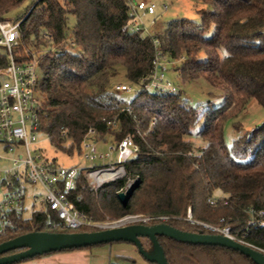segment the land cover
Listing matches in <instances>:
<instances>
[{
    "label": "trees",
    "instance_id": "16d2710c",
    "mask_svg": "<svg viewBox=\"0 0 264 264\" xmlns=\"http://www.w3.org/2000/svg\"><path fill=\"white\" fill-rule=\"evenodd\" d=\"M27 1L30 4L13 19L22 20V43L14 56L22 63L31 52L39 53L40 130L59 149L69 142L70 153L80 150L90 128L105 140L131 134L139 144L125 164V178L95 191L81 172L78 209L94 219L139 212L168 216L172 226L199 233L211 232L179 218L188 207L196 220L219 223L225 218L233 229L248 225L264 209V123L238 136L232 146L224 139L226 118L239 114L251 99L264 106V0H201L208 7L199 9L200 22L177 18L155 37L123 29L129 19L128 0H0V19H9ZM157 50L182 60L178 71L184 83L203 78L219 88L222 104L200 112L180 88L173 93L142 89L127 103L111 89L121 65L129 81L143 86ZM6 62L0 58V65ZM199 123L197 133L204 144L195 147L190 137ZM130 177L139 178L141 184L123 206L118 192ZM215 192L220 193L218 198ZM156 223L160 221L147 222ZM93 230L97 228L53 230L47 214L39 212L0 243L33 231ZM158 238L170 264H257L233 248ZM248 240L264 248V228L253 227ZM142 241L150 251L152 242L147 237Z\"/></svg>",
    "mask_w": 264,
    "mask_h": 264
},
{
    "label": "built area",
    "instance_id": "2783aa9c",
    "mask_svg": "<svg viewBox=\"0 0 264 264\" xmlns=\"http://www.w3.org/2000/svg\"><path fill=\"white\" fill-rule=\"evenodd\" d=\"M156 4L147 0H128L129 19L123 29L129 32H139L142 36L155 35L146 25L145 16L156 13ZM24 19V18H23ZM21 22L13 19H0V58L6 59V64L0 65V144L12 156L11 165L0 168V238L16 232L20 223L30 219L34 213H46L49 227L53 230H79L83 228H105L98 224L84 211L77 208L75 200L79 179L82 171L95 189L127 176L125 164L139 150V144L133 135L129 134L120 140H113L110 151L117 153L116 162L102 166L82 167L78 165L65 166L54 158L44 155L38 146V133L41 125L43 97L40 91L39 53L31 52L30 59L17 63L14 52L22 43ZM155 45L160 42L154 39ZM167 55L157 50L153 60V69L147 82L136 87L125 83H116L115 91H135L142 89L160 93L177 92L178 86L167 80L165 59ZM131 112V106L126 105ZM63 135L67 128L61 127ZM140 134V130H138ZM99 133L90 128L84 135L78 151L86 160L105 159L110 152L101 153L97 147ZM65 153L73 154L68 151ZM134 181V180H133ZM128 178L124 190L133 182ZM212 204L214 199H210ZM133 218V217H132ZM167 222L168 216H156L142 219L147 223L151 220ZM187 220L197 223L211 233L223 234L232 239L264 252L248 240V235L254 228H264V209L256 212L249 224L233 229L225 218L219 225L193 218L189 208Z\"/></svg>",
    "mask_w": 264,
    "mask_h": 264
},
{
    "label": "rangeland",
    "instance_id": "374dc122",
    "mask_svg": "<svg viewBox=\"0 0 264 264\" xmlns=\"http://www.w3.org/2000/svg\"><path fill=\"white\" fill-rule=\"evenodd\" d=\"M150 2H154L156 4V13L154 15H146L145 22L146 25L150 28L151 32L154 35L162 34L165 30V27L168 23L177 18H189L191 20L200 22L201 16L199 13V9L208 7V5L201 0H147ZM30 4V1H27L25 4L20 6L19 8L13 10L9 14V19H14L18 17V13L23 11L27 5ZM31 8L27 11V14L30 12ZM75 23V19L73 16L69 18V27L72 28ZM211 32H209L210 34ZM3 49L0 47V52ZM165 59V65L167 67L166 77L167 80L171 81L173 84L177 85L178 88L182 90L183 96L188 100L189 104L196 107L200 112L206 109L209 106H218L222 104L223 97L222 92L219 88L211 86L205 79L199 78L195 81L183 82L181 75L178 71L179 66L182 64L181 59H173L170 58L168 54ZM120 72L117 76H115L113 80V85L111 89L120 97L125 99L127 103H129L135 96V91H115L114 85L116 83H125L130 86L136 87V84L129 81L126 77V68L124 66H119ZM110 88V86H109ZM202 123V122H201ZM264 123V106L261 105L256 99H251L248 103L247 107L242 110L239 114L230 116L226 118L224 121V139L225 143L228 146H232L234 140L242 135L243 133L255 128L256 126ZM235 124H240V127L237 128ZM201 128V124L199 123L195 128V133L190 138L194 142L195 147H201L204 144V141L201 139L200 135L197 133ZM106 142H99L97 147L99 151L102 153L110 152V156L105 159H96L94 161L86 160L84 157L78 152L74 151L73 154L65 153V151H69V146L67 145L69 142L64 143V147L61 149L57 148L54 144L51 143L50 138L44 132L40 131L38 133V146L42 149L44 155L49 158H54L56 162L65 166L78 165L82 167H93V166H102L109 164L111 162H116L117 153L115 151L111 152L109 147L112 145L113 140L116 138L114 136H107ZM100 139H102L100 137ZM70 152V151H69ZM72 153V152H71ZM12 155L7 152L4 147L0 144V168L9 167L11 165L10 157ZM131 178V177H130ZM137 179L132 178V181ZM89 181V180H88ZM91 185V183L89 182ZM92 186V185H91ZM104 186V185H103ZM94 188V186H92ZM100 188L95 189L98 191ZM121 191H125L122 189ZM215 197H219L220 193L215 192ZM184 216L179 217L182 220H187L188 211ZM192 209V208H191ZM193 216V213H192ZM133 217V218H132ZM152 216L146 215L144 213H129L123 215L121 217H113L110 214H106L103 219H94L100 225L106 227L117 225V224H129V223H145L142 219L149 218ZM126 218V219H125ZM194 218V217H193ZM200 221V220H199ZM204 222V221H203ZM209 223V222H207ZM219 223H209L212 225H219ZM102 229V228H97ZM145 241V240H143ZM120 246H127L128 248L134 246L132 243L128 242H114L112 244L102 245L100 247L110 248L114 247L119 248ZM97 248V246H95ZM93 247V248H95ZM99 247V246H98ZM138 251V249H137ZM139 256L141 255L139 251L136 253ZM47 254L35 256L33 258H28L16 262L14 264H37L36 260ZM148 264H151L148 262Z\"/></svg>",
    "mask_w": 264,
    "mask_h": 264
},
{
    "label": "water",
    "instance_id": "95a60500",
    "mask_svg": "<svg viewBox=\"0 0 264 264\" xmlns=\"http://www.w3.org/2000/svg\"><path fill=\"white\" fill-rule=\"evenodd\" d=\"M140 184L141 180L137 178L125 191L118 192V199L123 206L128 205ZM158 236H167L191 244L220 245L233 248L251 257L257 264H264V252L238 242L227 235L185 231L167 222L152 225L147 223H119L93 231L28 232L0 243V264H14L24 259L65 249L82 248L119 241L134 244L141 256L148 262L170 264ZM144 237H147L152 242V249L150 251H147L143 246L142 238ZM17 249L22 250L8 253Z\"/></svg>",
    "mask_w": 264,
    "mask_h": 264
},
{
    "label": "crops",
    "instance_id": "0c3cea01",
    "mask_svg": "<svg viewBox=\"0 0 264 264\" xmlns=\"http://www.w3.org/2000/svg\"><path fill=\"white\" fill-rule=\"evenodd\" d=\"M137 248L120 246L119 248H83L62 250L39 257L37 264H148V261L136 254ZM129 259H133L134 262Z\"/></svg>",
    "mask_w": 264,
    "mask_h": 264
},
{
    "label": "bare ground",
    "instance_id": "6f19581e",
    "mask_svg": "<svg viewBox=\"0 0 264 264\" xmlns=\"http://www.w3.org/2000/svg\"><path fill=\"white\" fill-rule=\"evenodd\" d=\"M126 219V218H125Z\"/></svg>",
    "mask_w": 264,
    "mask_h": 264
}]
</instances>
